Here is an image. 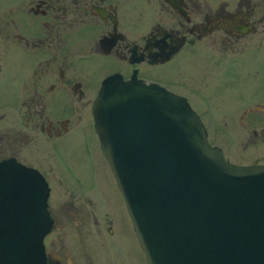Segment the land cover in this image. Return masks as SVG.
Returning a JSON list of instances; mask_svg holds the SVG:
<instances>
[{
  "label": "flooded vegetation",
  "instance_id": "obj_1",
  "mask_svg": "<svg viewBox=\"0 0 264 264\" xmlns=\"http://www.w3.org/2000/svg\"><path fill=\"white\" fill-rule=\"evenodd\" d=\"M112 74L184 97L227 161L264 164V0H0V162L47 184L48 263L76 253L78 264H146L114 241L130 221L94 130L92 103ZM236 86L244 134L228 156L212 133L230 130L216 109ZM67 228L80 250L62 263Z\"/></svg>",
  "mask_w": 264,
  "mask_h": 264
},
{
  "label": "water",
  "instance_id": "obj_2",
  "mask_svg": "<svg viewBox=\"0 0 264 264\" xmlns=\"http://www.w3.org/2000/svg\"><path fill=\"white\" fill-rule=\"evenodd\" d=\"M92 115L146 264H264V164L228 162L184 97L133 77H105ZM47 194L0 162V264H55Z\"/></svg>",
  "mask_w": 264,
  "mask_h": 264
},
{
  "label": "rangeland",
  "instance_id": "obj_3",
  "mask_svg": "<svg viewBox=\"0 0 264 264\" xmlns=\"http://www.w3.org/2000/svg\"><path fill=\"white\" fill-rule=\"evenodd\" d=\"M230 90L231 89H229L227 91H230ZM239 92H241V89H239L236 86L234 89V93H231V95L227 96V98H229V101L228 100L226 101L225 99H223L219 103V106L216 109V113H217V115H219V117H221V116L226 117L227 121H229L230 130H228L226 132H218V133H212V134H216L217 143L219 145L223 146L224 150H226V152L228 153V156L231 154H236V151L240 149L241 142L243 141L242 136H243L244 132L238 130L237 127L236 126L234 127V125H233L234 123H237V120H238L236 110L240 104L238 101V97H237L240 95ZM241 96H243V100H247L250 98L251 94L250 93H249V95L243 94ZM225 142L229 145H227ZM230 157H234V156H230ZM111 195H113L111 200H114L115 199L114 193L112 192ZM116 202L117 201L115 199V204L110 202V205L116 206V209H117L119 204ZM112 211L113 212H111V214L115 215L116 214L115 209H112ZM66 230H69V231L66 232L65 236L58 242L59 248L61 249V253H62L61 254V257H62L61 262L62 263L64 261H66V258L67 259L69 258V255L66 253V248L69 247L70 251H72V252L73 251L77 252L78 250H80L77 243L74 242L75 233H74L73 229L67 228ZM101 236L105 237L103 241L107 244L110 242V240H112V238L110 237L112 235L108 234L107 231L103 232ZM119 236H120V243H119V240L117 241V239H114V241H116L118 243L119 251L127 252L128 256L131 258L137 257L138 254L141 252V250L138 246L137 239L134 235L131 224L127 223V226L125 227V224L121 223V231H120ZM102 237H101V239H102ZM113 237L115 238L116 234ZM88 238H90V240H88V242L90 244V245L88 244L89 249H92V251L94 250L95 252L98 251L99 239L96 236H94V237L90 236ZM93 239H94V241L92 242ZM64 244H66V246ZM108 246L111 247L110 244H108ZM120 246H122V247H120ZM77 255L78 254L75 253V258H73L74 264H78V262L82 261L81 258H79Z\"/></svg>",
  "mask_w": 264,
  "mask_h": 264
}]
</instances>
